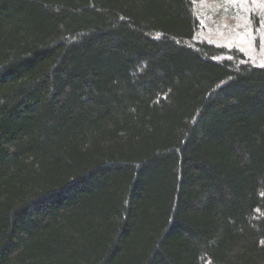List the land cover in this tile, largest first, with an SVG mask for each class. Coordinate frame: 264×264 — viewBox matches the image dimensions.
Instances as JSON below:
<instances>
[{
  "label": "trees",
  "instance_id": "16d2710c",
  "mask_svg": "<svg viewBox=\"0 0 264 264\" xmlns=\"http://www.w3.org/2000/svg\"><path fill=\"white\" fill-rule=\"evenodd\" d=\"M196 1L0 0V264H264V0Z\"/></svg>",
  "mask_w": 264,
  "mask_h": 264
},
{
  "label": "rangeland",
  "instance_id": "374dc122",
  "mask_svg": "<svg viewBox=\"0 0 264 264\" xmlns=\"http://www.w3.org/2000/svg\"><path fill=\"white\" fill-rule=\"evenodd\" d=\"M198 13L207 11L202 21L200 38L218 42L220 46L238 49L253 57L257 33L251 28L245 0H197ZM203 16V15H202Z\"/></svg>",
  "mask_w": 264,
  "mask_h": 264
}]
</instances>
